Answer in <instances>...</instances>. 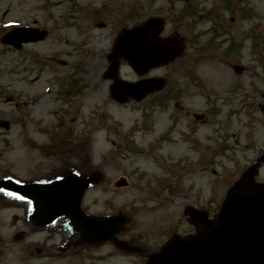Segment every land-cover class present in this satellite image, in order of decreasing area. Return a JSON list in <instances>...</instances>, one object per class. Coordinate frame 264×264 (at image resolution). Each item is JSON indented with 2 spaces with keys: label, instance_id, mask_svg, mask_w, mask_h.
<instances>
[{
  "label": "rangeland",
  "instance_id": "obj_1",
  "mask_svg": "<svg viewBox=\"0 0 264 264\" xmlns=\"http://www.w3.org/2000/svg\"><path fill=\"white\" fill-rule=\"evenodd\" d=\"M151 16L165 21L161 38L186 49L142 76L124 62L122 77L161 76L166 86L117 103L103 78L107 54L124 27ZM0 17V118L11 121L0 128V177L96 170L103 179L85 207L122 208L125 236L150 251L193 232L189 205L214 211L264 152V0H0ZM33 20L47 39L22 49L1 43L4 31ZM192 111L208 112L207 121ZM157 176L169 184L161 188ZM121 177L128 184L113 191ZM14 215L20 210L0 212V237Z\"/></svg>",
  "mask_w": 264,
  "mask_h": 264
},
{
  "label": "water",
  "instance_id": "obj_2",
  "mask_svg": "<svg viewBox=\"0 0 264 264\" xmlns=\"http://www.w3.org/2000/svg\"><path fill=\"white\" fill-rule=\"evenodd\" d=\"M161 25L158 19H149L142 28L126 30L121 34L113 47L109 59L112 60V70L109 76L115 79L112 87L114 97L124 101L128 96L142 97L161 85L158 79H145L138 82H125L118 79L119 62L118 57L123 56L134 68L141 72L148 68L167 62L173 51L163 41H158L150 36L157 35L158 27ZM41 34L39 37H43ZM256 167H251L248 172L229 191L220 213L217 215L216 225L210 231L205 230L189 249L191 242L184 241V246L189 251V259L197 260L201 264H264V182L256 183ZM96 178L90 176H78L68 173L61 179L52 183L58 189H67L63 182L73 184L70 188V199L60 198L59 206L75 204L78 208L82 194L89 182ZM19 192L24 187L17 188L9 186ZM59 208L55 210L57 214ZM68 211V210H67ZM60 213H64L63 210ZM100 221L93 226L98 228L97 233L106 237L109 229V222ZM193 245V244H192ZM183 246V247H184ZM161 264H179L173 256L161 260Z\"/></svg>",
  "mask_w": 264,
  "mask_h": 264
},
{
  "label": "flooded vegetation",
  "instance_id": "obj_3",
  "mask_svg": "<svg viewBox=\"0 0 264 264\" xmlns=\"http://www.w3.org/2000/svg\"><path fill=\"white\" fill-rule=\"evenodd\" d=\"M2 19L0 17V20ZM26 26L45 27L36 21L33 25ZM85 210L92 212L89 207H85ZM24 211L22 217L14 216L8 228L4 229L3 233H8V238L0 237V264H108L107 259L110 253L111 257H118L114 254L113 249L116 250V248L113 244L80 243L78 234L69 236L67 243L63 246L66 238L61 224L51 229L36 228L27 218L28 206L24 207ZM208 211L212 214L211 210L208 209ZM14 219H16L15 222ZM19 222L22 230L15 229ZM30 237L32 239L28 240ZM61 238H63L62 242ZM23 240L26 242L24 243ZM120 261L124 264L122 260Z\"/></svg>",
  "mask_w": 264,
  "mask_h": 264
}]
</instances>
